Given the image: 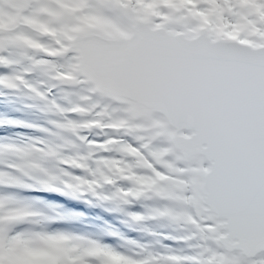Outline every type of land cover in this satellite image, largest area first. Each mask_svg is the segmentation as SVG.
<instances>
[{
	"label": "snow or ice",
	"instance_id": "obj_1",
	"mask_svg": "<svg viewBox=\"0 0 264 264\" xmlns=\"http://www.w3.org/2000/svg\"><path fill=\"white\" fill-rule=\"evenodd\" d=\"M88 17L97 23L69 33ZM0 66L13 69L0 75L7 89L45 99L25 79L38 72L41 87L77 96L70 108L49 103L87 119L57 128L105 137L77 135L87 154L60 160L89 171L90 180L73 178L77 186L94 193L126 181L113 193L124 203L163 201L148 218H166L180 234L164 238L184 245L121 251L77 235L14 232L37 214L0 203V264H264V0H0ZM78 68L127 86L143 115L129 120ZM99 153L113 155L89 169L84 161ZM41 171L46 186L57 179ZM0 184L30 187L6 172Z\"/></svg>",
	"mask_w": 264,
	"mask_h": 264
},
{
	"label": "rangeland",
	"instance_id": "obj_2",
	"mask_svg": "<svg viewBox=\"0 0 264 264\" xmlns=\"http://www.w3.org/2000/svg\"><path fill=\"white\" fill-rule=\"evenodd\" d=\"M96 23L97 21L94 17H88L80 23L73 24L71 28L74 27L78 30L81 27L93 26ZM12 70L8 67L0 66V75H8ZM36 73L37 75L39 74L38 72ZM39 77L37 80L46 79L40 74ZM37 89L41 90L40 85L37 86ZM59 89L61 88L51 89V93L48 92L45 95V99H40L23 86L18 87L17 91L16 89H7L0 86V162L16 165L18 158L12 154L11 149L22 148L26 145H31L33 149L39 148L45 152L51 151L55 153V155L39 160L40 167L38 170L29 173L19 171L21 176L16 177L22 184L31 186L29 189L34 188L36 192H40L44 188L49 191L46 193L42 192L40 195L34 193L33 195L30 194L29 196L18 198L5 197L11 202L10 206L23 207L37 214L29 220L41 219L49 215H52V218L71 216L76 217L75 219L81 224L83 219L80 217V210H86L93 217L92 228L104 233L102 234L104 235V240L96 242L114 249L119 246L120 248L117 250L121 251L132 250L136 245H144L147 251L153 253H164L169 249L176 251L183 248L184 245L179 241L164 238L165 236H177L180 234L166 218H148L153 208L163 206V201L156 198L148 199L142 197L135 199L129 197L128 203H124L119 197L114 196L113 193L117 187L123 189L130 187V184L126 181H119L115 185H102V187L94 190L95 194L93 191H88L85 185L77 186V182L73 178L80 177L90 180L92 177L89 171L83 168H75L70 164H62L60 160L87 154L89 149L86 143L81 142L77 135L86 136V134H92L89 135L92 139L89 138L88 140H101V138L104 139L105 137L99 136L96 129L78 130L77 135H73L71 132L56 127L57 123H64L67 119L76 121L87 119V117H81L78 114L65 113L62 115L51 108L50 101H55L62 108H70L73 104L79 102L75 94L65 96L64 90L59 91ZM74 92L75 90H73ZM59 95L66 97V100L62 101ZM14 101L21 104L19 108H12ZM119 107L127 116L125 107L123 105ZM44 113H47V116H44ZM16 125L20 127L19 130H14V127H17ZM27 129H30V132ZM15 133H18V135L13 136ZM37 135L41 137L39 138ZM16 138L20 139L22 147L14 146L13 142ZM122 138L126 142H130V137L123 136ZM19 139L16 141H19ZM33 143H37V146L33 147ZM99 155L108 157L113 155V153H99L94 155L92 159L84 161L89 169L95 168L94 160ZM42 169L46 170L49 175L57 177L55 180L48 181L49 186L40 182L48 180L44 171H41ZM0 172H6L10 176L15 177L14 174L8 171ZM65 173H68V175H65ZM74 185L76 187H73ZM77 190L79 191V200L74 196V191ZM27 197H31V199L26 201ZM33 198L40 201H48L50 199V203L47 204L48 210L43 212L35 205H31L30 202ZM91 212L94 213L92 214ZM130 214H139L146 218L141 221H134ZM84 221L91 220L86 219ZM13 231L18 230L13 228ZM37 232L64 233L56 228L52 230H37ZM84 238L91 239L90 237Z\"/></svg>",
	"mask_w": 264,
	"mask_h": 264
},
{
	"label": "water",
	"instance_id": "obj_3",
	"mask_svg": "<svg viewBox=\"0 0 264 264\" xmlns=\"http://www.w3.org/2000/svg\"><path fill=\"white\" fill-rule=\"evenodd\" d=\"M75 71H80L86 80L92 82V86L105 95H111L118 100L119 105L126 106L127 113L131 120L137 119L143 115V102L123 84H116L105 79L99 78L87 68H78Z\"/></svg>",
	"mask_w": 264,
	"mask_h": 264
},
{
	"label": "clouds",
	"instance_id": "obj_4",
	"mask_svg": "<svg viewBox=\"0 0 264 264\" xmlns=\"http://www.w3.org/2000/svg\"><path fill=\"white\" fill-rule=\"evenodd\" d=\"M37 153H39V155H37ZM50 153L51 151L42 152L34 150L31 145H26L12 151V154L18 158L16 166L22 169L24 173L38 170L40 167L39 160L50 156ZM0 203H3L4 207L7 209L11 202L4 199L0 201Z\"/></svg>",
	"mask_w": 264,
	"mask_h": 264
},
{
	"label": "bare ground",
	"instance_id": "obj_5",
	"mask_svg": "<svg viewBox=\"0 0 264 264\" xmlns=\"http://www.w3.org/2000/svg\"><path fill=\"white\" fill-rule=\"evenodd\" d=\"M8 198V197H7Z\"/></svg>",
	"mask_w": 264,
	"mask_h": 264
}]
</instances>
